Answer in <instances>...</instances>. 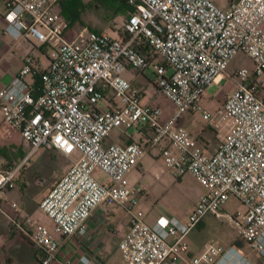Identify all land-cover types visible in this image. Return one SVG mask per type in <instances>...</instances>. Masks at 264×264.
I'll list each match as a JSON object with an SVG mask.
<instances>
[{"label":"built area","instance_id":"1","mask_svg":"<svg viewBox=\"0 0 264 264\" xmlns=\"http://www.w3.org/2000/svg\"><path fill=\"white\" fill-rule=\"evenodd\" d=\"M0 1L6 8L4 32L46 43L55 40L46 67L33 68L31 51L9 84L0 88L3 119L27 146L18 162L0 156V201L24 159L39 146L74 155L39 202L51 224L22 215L31 228L24 231L42 252L38 264L54 259L57 236L85 232V219L100 203L122 206L129 215L117 244L125 264H252L238 248L214 240L190 253L188 235L210 212L231 218L264 264V80L250 79L264 72V0H228L225 7L215 0H127L132 9L116 35L70 23L54 9L59 0ZM240 51L252 59V70H236L231 75L235 85L226 91L221 107L208 110L201 98L225 76L229 61ZM127 64L139 72L153 68L159 91L175 105L169 118H161L158 105L141 102L138 89L123 74ZM31 72L38 83L24 80ZM105 88L113 91L112 106L100 109L96 103ZM188 111L201 112L214 127L226 125L212 153L176 124ZM115 127H147L149 142L105 143ZM151 147L174 174L190 172L203 187L184 220L162 215L149 224L137 208L138 188L129 184L127 173ZM95 168L109 181L98 180ZM230 196L243 209L222 212ZM6 200L14 212L21 211L16 200ZM59 264L96 260L81 254L77 262Z\"/></svg>","mask_w":264,"mask_h":264},{"label":"crops","instance_id":"2","mask_svg":"<svg viewBox=\"0 0 264 264\" xmlns=\"http://www.w3.org/2000/svg\"><path fill=\"white\" fill-rule=\"evenodd\" d=\"M58 2L59 1L56 3ZM5 11L6 8L3 2L0 1V88L9 84L12 76L23 64L25 56L31 51L34 52L35 57L33 61V68L41 69L46 67L49 62V52L55 42L54 38H50L46 43L41 42L34 37H14L10 33L4 32V28L7 24ZM60 14L64 17L62 13ZM239 53H243L245 58L242 59L241 56H238ZM241 68H247L249 70H252L253 68L252 59L242 51L237 52L227 65L225 76L223 77L225 80L224 86L226 87V91L234 87L236 82L235 77H231V75L236 70ZM123 74L131 81V85L138 89L141 102L155 104L161 108L160 104L157 102V98L158 95L162 93L159 91L156 81L154 84L155 91L153 90V95L150 93V95H147L146 97V92L149 94L147 86L141 85V81H139V77L144 75V71L139 72L137 68L131 64H127ZM256 78L264 80V75H250V79ZM24 80L28 83L33 81L38 83V77L33 72L27 74L24 77ZM208 96L209 94L205 92L201 98L202 105L210 111H218L222 103L218 104V93L215 97L209 98ZM164 97L167 98L165 95ZM112 99L113 91L111 88H105L103 90V97L98 100L96 106L100 109L109 108L112 106ZM171 104L172 108L170 110L166 109L162 111L161 118L163 120L169 118L175 112V105L172 102ZM183 113L178 117L176 124L184 126L187 130L193 133L204 150L207 153H212L217 145L216 141L223 138L226 132V125L220 123L221 130H218L219 126L214 127L213 125L208 124L206 119L205 124L196 123L195 121H189L188 119L183 118ZM202 124L207 128L204 129L201 127ZM149 136L150 130L147 127H144L141 130L115 127L109 132L104 141L105 143H129L137 141L147 145L149 142ZM26 148L27 146L22 140L20 132L7 124L0 112V156L5 161L18 162L23 158ZM35 152H39L40 154H44L50 158L54 157L59 161L54 174L47 179L46 182L41 184L40 181H36L34 178H27L25 168L26 163H22L16 173L14 185L4 190L0 201V215L3 216L11 228L28 237L29 234L24 231V228L28 231H30L31 228L23 222L22 215L26 213L39 222L47 225L51 224L49 216H47L39 207V202L59 180V178L67 171L71 164V159L74 157V155L70 157L66 156L56 148L48 146H39L31 153V155ZM147 173L152 175L153 181L152 184L149 185L152 188L163 189L168 186L186 187V181L194 180L199 185L195 191V202L197 201L199 195L203 192V188H201L202 185L192 173L185 172L183 174L176 175L172 169L166 167L163 162V158L156 147L148 148L147 151L139 158L138 163L127 173L129 184L138 188V191L135 193L137 198L138 195L141 194L142 190L139 189V187L142 188L146 185ZM135 174H137L138 180L135 179ZM6 197L16 200L21 207V211L18 213L14 212L11 209L10 204L7 202ZM194 203L182 213H178L175 210L168 212H153L151 214H146V216L144 215V219L149 224L155 223L162 215L167 217L174 216L180 220H184ZM205 216L197 223L188 235L190 253L198 252L201 248L200 246L198 249H195V245L199 244L201 240H203V235H199L198 231L204 224ZM20 226H23V228ZM84 226L85 232L83 233L76 231L70 235L57 236L59 240V248L50 264H59L61 261H69L72 263L77 262L81 254L93 256L96 260V264H125L121 258L117 245L120 236L129 226V215L125 212L122 206L109 203L98 204L92 209L88 217L85 219ZM115 234L119 235L118 240L114 238ZM245 245L248 250L247 254L243 253L241 247H237L232 244L230 246L238 248L250 261V263L260 264L262 258L257 254V252L249 247L247 242H245ZM36 249L37 253L35 260L37 264L42 257V252L37 246Z\"/></svg>","mask_w":264,"mask_h":264},{"label":"rangeland","instance_id":"3","mask_svg":"<svg viewBox=\"0 0 264 264\" xmlns=\"http://www.w3.org/2000/svg\"><path fill=\"white\" fill-rule=\"evenodd\" d=\"M60 1L61 0L55 4L54 9L62 13V4ZM215 1L221 7L227 5L228 2V0ZM64 2L76 8L78 18L73 21L74 25H86L90 28L105 31L112 35H116L118 31L121 30V26L126 17L124 13L107 19L110 13L97 8L94 5V0H65ZM238 56H241L242 59L245 58L243 53H239ZM262 74L264 75V72ZM156 80L157 75L153 68L151 66L145 68L144 75L139 77V81H141V85L147 86L149 94L146 92V97L150 95V93L153 95ZM224 84L225 80L221 78L206 89L209 98L215 97L218 93V104L221 103L225 97L226 87ZM261 95L264 98V88L261 90ZM157 102L160 104L162 111L172 108L171 102L165 98L163 94L158 95ZM183 118L189 121H195L196 123L205 124L202 113L198 111L184 112ZM203 124L201 127L206 129L207 127ZM220 126L221 125H219L218 130H221ZM58 162L59 161L54 157L50 158L39 152H35L32 155L30 154L23 161V163H26L27 178H34L36 181H40L41 184L46 182V180L54 174ZM93 174L100 181H109L108 175L98 168L93 170ZM137 177V174H135V179L138 180ZM146 180L145 187H139V189H142L141 196L138 195L137 198V208L143 212V217L144 215L146 216V214L160 211L168 212L175 210L178 213H182L195 202V191L199 185L194 180L186 181V187L168 186L163 189L149 186L153 181L150 173H147ZM241 208H243V206L239 199L235 196H230L225 204L220 207V210L224 213H233ZM204 220V224L198 231L199 235H203V240L195 245V249H198L207 240H214L223 247H228L231 244L241 247L243 253L247 254L248 250L245 247L246 241L237 232L236 225L231 218L210 212L205 216ZM114 238L118 240L119 235L115 234ZM36 253L37 249L33 241L28 236L11 228L3 216L0 215V264H36Z\"/></svg>","mask_w":264,"mask_h":264},{"label":"trees","instance_id":"4","mask_svg":"<svg viewBox=\"0 0 264 264\" xmlns=\"http://www.w3.org/2000/svg\"><path fill=\"white\" fill-rule=\"evenodd\" d=\"M65 0H61V12L64 17L70 22L73 23L74 20H77V12L75 7H71L70 5L64 2ZM94 5L104 11H107L110 19L119 14H126L132 9V6L128 3L127 0H94ZM97 30V29H96Z\"/></svg>","mask_w":264,"mask_h":264}]
</instances>
